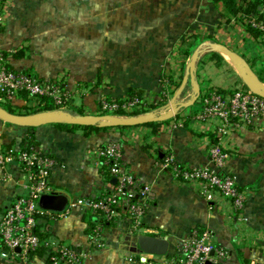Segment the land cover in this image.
<instances>
[{
  "label": "crops",
  "instance_id": "obj_1",
  "mask_svg": "<svg viewBox=\"0 0 264 264\" xmlns=\"http://www.w3.org/2000/svg\"><path fill=\"white\" fill-rule=\"evenodd\" d=\"M223 14V5L213 0H10L0 49L14 70L62 80L71 90L81 86L64 111L92 114L102 97L120 98L133 91L156 94L164 79L168 99L149 106L163 114L174 103L193 97L188 64L195 53L200 90L192 105L178 110L176 118L175 114L160 121L155 130L113 127L84 134L80 128L67 131L55 123L21 127L0 119V154L22 147L30 137L56 159L49 176L52 193L67 199L62 212L43 210L35 216L34 231L41 245L30 255V264H50L48 257L56 245L85 250L83 264H172L170 256L179 252L181 240L193 228L211 229L214 244L229 252L226 264H264V239L241 240L224 207L207 201L158 165L159 156L170 154L184 167L213 168L206 153L213 133L190 116L200 110V96L208 89L249 90L247 76L211 43L238 53L264 84L263 41L237 23L240 18L224 22ZM14 106L26 105L19 100ZM109 141L121 143L123 168L149 187L138 229L121 209L105 220L92 215L83 202L100 197L115 184L97 157ZM225 141L229 158L223 171L244 192L243 227L264 237V115ZM25 194L19 166L11 162L0 168V218L16 197ZM97 226L100 245L91 242ZM140 235L164 238L166 253L141 250ZM0 264L22 262L4 251Z\"/></svg>",
  "mask_w": 264,
  "mask_h": 264
},
{
  "label": "built area",
  "instance_id": "obj_2",
  "mask_svg": "<svg viewBox=\"0 0 264 264\" xmlns=\"http://www.w3.org/2000/svg\"><path fill=\"white\" fill-rule=\"evenodd\" d=\"M10 0H0V30L5 23ZM264 12V3H263ZM243 26L256 28L264 37V25L253 15H243L236 20ZM167 80L162 81L156 94L143 92L139 95L130 94L120 98L102 97L92 114L129 115L142 114L168 99ZM81 86L69 89L62 80L49 81L24 71L9 67L6 55L0 49V103L15 104L23 100L28 107L42 104L46 99L53 107L51 110L66 108ZM41 101V102H40ZM1 106V105H0ZM3 107V106H2ZM20 112V111H19ZM29 115L34 114L27 112ZM264 115V98L251 90L237 88L233 92L224 93L216 88L208 89L201 99V107L191 120L206 126L213 133V138L206 153L211 167H178L172 155H166L158 163L169 172L171 177L184 185H190L207 201L218 204L226 209L227 217L234 224L241 240L248 237L256 241L262 235L247 232L243 227L244 192L237 186L235 178L223 171L229 158L226 138L234 133L253 127ZM174 126L177 124H173ZM99 164L107 168L115 178V184L97 198L83 200L92 215L102 216L109 220L118 209L125 211L135 229H138L146 210L149 187L144 186L140 179L122 166V145L118 141H109L97 151ZM14 162L22 171L26 180V194L16 197L5 209L0 218V253L4 251L19 257L22 264H30V255L40 248V240L34 231L35 216L42 214L38 207L40 195L52 193L49 176L57 164L56 159L48 152L39 148L34 141L26 138V143L18 149H9L0 154V168ZM93 230L91 242L99 244L97 231ZM210 228H193L183 238L179 252L171 255L172 264H226L229 252L213 242ZM18 250V253H16ZM87 257L85 250L70 245H56L49 255L50 264H83Z\"/></svg>",
  "mask_w": 264,
  "mask_h": 264
},
{
  "label": "water",
  "instance_id": "obj_3",
  "mask_svg": "<svg viewBox=\"0 0 264 264\" xmlns=\"http://www.w3.org/2000/svg\"><path fill=\"white\" fill-rule=\"evenodd\" d=\"M214 51L223 53L237 69L250 78L248 80L249 89L256 95L264 98V84L256 76L250 66L242 57L224 44L211 43ZM197 53L193 54L188 64V74L194 88V95L188 102H176L171 106V110L163 114H156L153 111H146L142 114L111 115V114H80L70 113L64 110H49L29 115H17L11 113L6 108L0 106V119L16 126L36 127L42 124L68 123L77 126H97V127H135L152 122H160L172 118L178 110L192 105L200 94L199 86L195 77V62ZM67 204V199L62 194L47 193L40 195L38 207L42 210L52 212H62ZM137 246L146 253L162 255L166 253L167 242L164 238L138 236ZM18 251V250H17Z\"/></svg>",
  "mask_w": 264,
  "mask_h": 264
},
{
  "label": "trees",
  "instance_id": "obj_4",
  "mask_svg": "<svg viewBox=\"0 0 264 264\" xmlns=\"http://www.w3.org/2000/svg\"><path fill=\"white\" fill-rule=\"evenodd\" d=\"M213 2L221 3L223 5V7L225 8L226 14L222 15L224 22H228L231 17L232 18H242L243 15H253L256 17V19L261 24L264 25V12H263L264 0H213ZM246 28H247V31L252 36H254L255 38H259L261 35H263L262 32L256 28H252L249 26H247ZM259 39H261L264 43V37L263 36H261V38H259ZM210 55L213 58L217 57V54H215V53H211ZM217 90L220 92L229 93V91H224L221 89H217ZM131 94L139 95L140 93L137 91H133ZM41 101L43 102L42 104H38L36 106H30V107L24 106L21 108L22 110L19 108H16L13 104H7L8 107H6V109L8 111H10L11 113H14V114H16V113L27 114V112H29V111H30V113H39V112H45L47 110L49 111L50 109L53 108L51 106V103L48 100L42 99ZM176 117H177V114H176L175 118ZM160 124H162V122H152V123H148V124H145L142 126H149L155 130V129H157V127ZM55 125L57 127H59L60 129L67 130V131H73V130L80 128L81 130H83L84 134H91V133L96 132L100 129H106V127L77 126V125L68 124V123H55ZM213 140H214V138H213ZM158 158H159V160L164 159L163 156H159ZM178 167L181 169H186V168H184L183 165H181L179 163H178Z\"/></svg>",
  "mask_w": 264,
  "mask_h": 264
},
{
  "label": "rangeland",
  "instance_id": "obj_5",
  "mask_svg": "<svg viewBox=\"0 0 264 264\" xmlns=\"http://www.w3.org/2000/svg\"><path fill=\"white\" fill-rule=\"evenodd\" d=\"M261 36H262V35H261ZM261 36H260L259 38H261ZM232 64H233V63H232ZM235 68L237 69V67H236V66H235ZM238 71H239V70H238ZM249 79H250V78H249V77H247V80H249ZM214 88H216V87H214ZM216 89H218V88H216ZM249 90H250V89H249ZM203 95H204V94H203ZM203 95H201V96H200V101H201V99H202ZM0 105H1V106H3L4 108L8 107V105H7V104H5V103H0ZM195 113H196V112H195ZM195 113H194V114H195ZM194 114H193V115H194ZM191 117H192V115L190 116V118H191Z\"/></svg>",
  "mask_w": 264,
  "mask_h": 264
},
{
  "label": "bare ground",
  "instance_id": "obj_6",
  "mask_svg": "<svg viewBox=\"0 0 264 264\" xmlns=\"http://www.w3.org/2000/svg\"><path fill=\"white\" fill-rule=\"evenodd\" d=\"M232 65V64H231ZM234 66V65H233ZM238 70V69H237ZM239 74H241V73H239ZM242 75V74H241ZM242 76H244V75H242ZM247 78V77H246ZM246 81V80H245ZM249 81H250V79H249Z\"/></svg>",
  "mask_w": 264,
  "mask_h": 264
}]
</instances>
